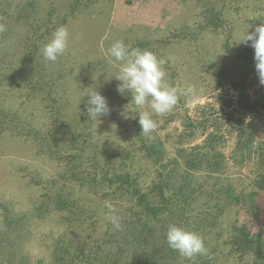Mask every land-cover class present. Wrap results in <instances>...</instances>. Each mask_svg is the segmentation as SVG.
I'll use <instances>...</instances> for the list:
<instances>
[{"label":"rangeland","instance_id":"374dc122","mask_svg":"<svg viewBox=\"0 0 264 264\" xmlns=\"http://www.w3.org/2000/svg\"><path fill=\"white\" fill-rule=\"evenodd\" d=\"M25 1L13 0L15 4ZM36 1L43 14L55 8L56 15L48 27H67L69 48L54 63L46 61L40 53L42 78L33 71L37 69L36 60L25 55L28 26H12L20 37L13 40L6 52L0 53V61L5 53L9 55L7 60H11L6 66L0 64V223L1 205L17 213L30 211L44 193L38 178L52 177L61 171L60 161L49 158L40 139L33 134L38 130L44 134L55 133L59 129L61 121L50 127L58 106L63 108L60 114L68 123L64 142L77 128L74 126H84L86 144H94L104 152L102 161L108 160L111 152L130 150L131 158L127 161L130 171L143 183L151 180L155 168L144 155V140L158 138L169 153H175L177 148L202 143L207 132L215 130L220 140L217 147L225 155L220 182L231 188L226 192L230 200L227 204L236 203L225 205L217 229L203 236L206 253L214 257L216 264H264V190L253 183L258 166L253 161L240 164L233 158L237 121L246 113L237 105L233 85H220L213 76L225 55L227 31L206 30L195 38L178 40L179 28L192 26L198 20V10L191 0ZM235 20L231 18L234 27ZM117 39L132 47H137L141 40L150 41L146 48L165 61L166 80L182 87L191 85L197 90L195 95L180 96L171 112L153 116L159 127L151 138L141 133L133 105L129 104L128 118L121 116V109L130 102V96L117 92L118 81L114 78L99 89L108 99L111 114L100 118V122L89 119L87 113L81 115L86 112L82 105L88 97L84 95L96 84L94 78L101 73L98 79L103 83L104 72L111 75L118 71L119 62H110L107 56V49ZM30 73L35 75L33 83L54 82L53 98L58 105L50 108L54 102L51 98L47 100L48 93L32 90L27 80ZM247 85L251 96L264 95V86L259 84L257 74L247 78ZM260 109L253 129L256 139L264 140V109ZM84 154L92 157L91 149L87 147ZM85 167L88 171L89 161ZM79 193L100 203L107 198L108 191L101 185L94 191L80 190ZM63 215L54 213L45 219L27 222L25 235L14 244H19L31 260L41 256L48 259L52 240L64 229ZM105 215L101 213L94 225L79 227L74 233L75 239L79 241L90 233L94 235L95 230H103ZM18 232L14 234L17 236ZM16 236L11 238L14 240ZM3 246L9 247V243Z\"/></svg>","mask_w":264,"mask_h":264},{"label":"trees","instance_id":"16d2710c","mask_svg":"<svg viewBox=\"0 0 264 264\" xmlns=\"http://www.w3.org/2000/svg\"><path fill=\"white\" fill-rule=\"evenodd\" d=\"M191 1L198 10V20L192 26H181L176 37L178 40L192 39L206 30L227 31L223 45L225 55L213 76L218 78L220 85L231 84L237 91V105L246 116L237 121L233 158L240 164L256 162L258 174L253 183L264 190V140H257L253 129L255 116L261 107L264 109V95L253 97L248 91L247 78L257 74L254 49L234 44L245 29L250 27L249 31H253L256 25L264 22V0ZM55 13L53 8L43 14L36 0H26L23 4L0 0V53L6 52L13 40L20 37L12 26H28L25 55L36 60L37 69L33 71L42 78L41 48L57 28L48 27ZM231 18L236 19V27ZM150 43L141 40L137 47L146 48ZM8 56L5 53L0 61L2 66L11 63ZM34 74L30 73L27 78L32 90L48 93L47 100L51 98L54 102L49 107L54 108V104L58 105L53 98L54 82L38 80L33 83ZM85 102L82 108L86 110ZM62 110L60 106L54 110L56 116L50 127L61 121L55 133L33 132L47 156L60 161L61 171L52 177L38 178L44 193L30 211L17 213L1 205L0 264H216L208 253L191 259L182 257L168 247L165 233L170 223L195 231L202 239L217 229L225 213L223 209L230 201L226 192L231 190L220 182L225 170V155L217 147L220 142L218 132L210 130L202 143L177 148L175 153H169L158 138L144 140V155L155 168L151 180L143 183L130 171L127 162L131 158L130 150L111 152L108 160L102 161L104 152L94 144H86L84 126H74L77 128L64 142L68 123L60 114ZM248 116L251 117L248 119ZM87 147L91 149L92 157L85 156ZM101 185L107 187L108 193L100 203L79 193L80 190L94 191ZM105 201L111 202L122 217L121 230L114 229L104 218L103 230H95L94 235L90 233L79 241L75 239L74 233L79 227L94 225L101 213H107ZM235 203L232 201L230 205ZM54 213L64 214V229L52 240L47 260L42 256L31 260L19 244L14 243L25 235L27 222L45 219ZM13 235L16 236L14 240ZM8 243L9 247L3 246Z\"/></svg>","mask_w":264,"mask_h":264},{"label":"clouds","instance_id":"9594fccd","mask_svg":"<svg viewBox=\"0 0 264 264\" xmlns=\"http://www.w3.org/2000/svg\"><path fill=\"white\" fill-rule=\"evenodd\" d=\"M249 28L236 37L234 44H244L254 49L256 73L259 84L264 86V22L256 25L253 31H249ZM69 39L68 28L63 25L58 26L41 48L44 59L54 63L59 57L64 56L69 48ZM107 56L110 62H119L117 73L110 75L104 72L106 74L103 83L98 79L100 73L94 78L96 84L84 95L88 97L85 102L87 116L93 121L100 122V118L112 112L107 97L99 89L113 78L118 81L117 92L121 96H130V102L121 109V116L128 118L129 104L133 105L137 110L134 114H138L141 133L148 138H151L159 127L158 121L153 118L154 115L162 116L171 112L180 96L196 94L197 90L191 85L182 87L179 84L169 83L163 67L165 61L147 48L132 47L122 39H117L107 49ZM105 208L108 210L105 219L114 229L121 230L122 217L116 207L111 202L105 201ZM165 239L170 249L188 259L207 252L203 239L198 233L175 223L168 225Z\"/></svg>","mask_w":264,"mask_h":264}]
</instances>
